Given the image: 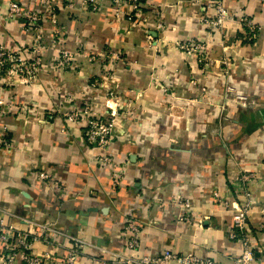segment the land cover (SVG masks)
I'll return each mask as SVG.
<instances>
[{"label": "crops", "instance_id": "obj_1", "mask_svg": "<svg viewBox=\"0 0 264 264\" xmlns=\"http://www.w3.org/2000/svg\"><path fill=\"white\" fill-rule=\"evenodd\" d=\"M139 1L150 23L129 21L131 8L115 9L110 0H101L98 13L80 0L72 9L59 2L55 24H42L46 49L37 79L23 84L0 73V99L15 108L0 121L9 144L0 148V220L32 231L31 253L48 257L46 264H64L72 243L61 235L96 246L84 247L76 264H110L101 251L129 254L122 232L128 220L140 228L136 257L171 251L235 264L242 247L228 238L231 205L248 190L254 264H264V2L227 0L229 20L212 31L200 22L212 11L190 0ZM10 2L30 0H0V46L27 53L32 38L19 21L6 20ZM240 11L260 29L254 41L236 19ZM157 22L163 30L154 29ZM53 29L60 30L56 45L50 44ZM189 40L205 43L213 61L207 71L179 50ZM60 48L80 56L116 51L121 60L112 62L106 80L107 61L75 55L68 68L57 62ZM230 83L234 93L225 91ZM111 87L126 106L108 150L125 171L114 192L107 169L92 161L96 153L84 143L82 127L63 118L71 106L90 103L102 114ZM41 173L57 181L61 193L39 179ZM244 173H254L257 183L242 182ZM214 192L228 209L214 202ZM185 199L188 211L177 204ZM180 216L191 222H179ZM43 225L59 234L42 232ZM5 254L0 247V264Z\"/></svg>", "mask_w": 264, "mask_h": 264}, {"label": "built area", "instance_id": "obj_2", "mask_svg": "<svg viewBox=\"0 0 264 264\" xmlns=\"http://www.w3.org/2000/svg\"><path fill=\"white\" fill-rule=\"evenodd\" d=\"M68 9H72L75 5L74 0H30L26 5H21L17 2H10L6 9L7 21H19L21 23V31L30 35L32 38L31 46L26 51H10L0 46V73L4 74L9 80L18 81L23 84L32 83L37 79L41 71V57L46 49L45 34L42 29L44 22L55 24L56 11L58 10V3L62 2ZM191 3L198 6H203L207 10L212 11V16L201 17L200 22L205 25L208 30L217 31L222 29L224 24L229 20L227 10L225 7L227 0H190ZM264 2V0H260ZM111 6L120 7L121 5H127L131 8V16L139 23L146 24L149 20V16L143 13V7L139 0H110ZM80 6L91 13H98L101 10V0H80ZM147 15V16H146ZM146 16V17H144ZM238 22L245 30V37L247 41H254L258 37L259 27H257L251 20H249L242 11L239 12L236 17ZM150 23V21H148ZM146 26V25H145ZM154 29L163 30V25L160 22L154 24ZM60 30H52V38L50 44L56 45L59 43ZM58 42V43H57ZM180 51L187 56L197 58V62L202 71H207L213 65V61L208 58L206 54L207 47L205 43L196 41H186L178 45ZM57 62L61 66L68 68L73 65L75 57L85 58L88 63L98 62L96 56L103 62L107 63L102 67V72L106 80L111 79L112 62L120 61L121 57L116 51H108L107 53H100L96 56L71 54L68 51L60 48L58 49ZM105 60V61H104ZM229 79V78H228ZM227 93H234V88L230 84L225 87ZM103 108L104 112L99 114L94 110L93 105L79 107L71 106L63 112V118L66 123L71 126H80L83 130L84 143L92 149L96 154L93 156V163L98 165L102 169H107L110 178L111 191H116L124 179V166L115 162L113 158L108 155L109 146L113 140L114 132L118 125L124 121V114H120V110L126 106L120 98L116 87H111L106 90L103 95ZM240 101H244L243 97H237ZM15 109L10 101L0 99V121L6 114H9L11 110ZM8 130L0 123V148L7 149L9 144L7 143ZM39 179L46 181L56 189L58 193H61L62 186L54 181L51 176L45 173L39 174ZM240 180L245 184L257 183L254 173L242 174ZM243 200L235 205H231L232 217L231 226L228 230V238L231 241L237 242L241 245L242 250L239 256L235 258V264H254L255 254L253 247L250 243L251 231L247 226L248 217L253 207L252 194L246 190L242 195ZM178 199V198H176ZM214 202L220 205L224 209L230 207L228 201L223 200L217 192L213 193ZM178 206L184 210L190 209L189 200L177 202ZM5 216L12 217L11 214H4ZM179 222L190 223L191 219L188 217L180 216ZM27 222V221H26ZM30 226L34 224L27 222ZM35 227V226H34ZM44 233H57L50 225L38 226ZM125 237L124 249L129 254L125 253H106L108 255L110 264H162V263H174V264H216L210 259H198L197 257L187 254L179 255L172 253L171 251H164L159 257H136L134 253L139 249V232L140 228L138 224L133 220H128L122 229ZM67 238L71 243L64 264H76L77 257L84 247L95 249L96 246L91 243L83 242L74 237L67 235H61ZM36 238L33 237L32 231H19L14 230L0 220V247L5 255L1 257L2 264H15L18 260L22 264H46L44 261H48V257L36 256L31 253L33 241ZM97 263L98 260H95Z\"/></svg>", "mask_w": 264, "mask_h": 264}, {"label": "rangeland", "instance_id": "obj_3", "mask_svg": "<svg viewBox=\"0 0 264 264\" xmlns=\"http://www.w3.org/2000/svg\"><path fill=\"white\" fill-rule=\"evenodd\" d=\"M182 52V51H181ZM183 53V52H182Z\"/></svg>", "mask_w": 264, "mask_h": 264}]
</instances>
